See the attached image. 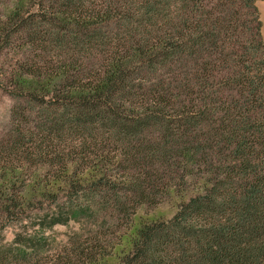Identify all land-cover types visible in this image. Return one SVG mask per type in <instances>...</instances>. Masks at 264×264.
Instances as JSON below:
<instances>
[{
    "label": "trees",
    "instance_id": "1",
    "mask_svg": "<svg viewBox=\"0 0 264 264\" xmlns=\"http://www.w3.org/2000/svg\"><path fill=\"white\" fill-rule=\"evenodd\" d=\"M257 1L136 0L124 29L101 40L114 50L98 70V80L83 84L65 66L57 74L61 86L46 93L53 99H42L45 124L53 129L100 120L133 135L130 160L157 150L163 155L158 147H136L151 140H140L137 129L157 125L172 147L182 148L184 179L199 176L200 192L171 218L142 224L118 264H264V39ZM80 4L62 0L65 10L87 22ZM165 6L168 13L162 12ZM104 12L99 9L93 17L112 21ZM225 77L232 84V101L224 96ZM154 78L183 79V115H174L177 120L169 110L179 100L165 97L164 85L151 91L139 83ZM55 108L68 117H50ZM126 111L139 117L129 119ZM52 142L44 136L35 151L47 157ZM13 200L2 186L0 210H9ZM94 244L79 247L60 264H108L102 259L109 253ZM36 256L23 253L21 263L34 264Z\"/></svg>",
    "mask_w": 264,
    "mask_h": 264
},
{
    "label": "rangeland",
    "instance_id": "2",
    "mask_svg": "<svg viewBox=\"0 0 264 264\" xmlns=\"http://www.w3.org/2000/svg\"><path fill=\"white\" fill-rule=\"evenodd\" d=\"M135 4L136 0H81L85 22L70 14L74 10H65L62 0H0V188L14 198L9 210H0V264H25L23 253L36 254L34 264H60L93 241L109 253L102 263L118 264L131 251L142 224L171 218L200 192L198 175L184 179L182 148L172 147L157 125L137 129L140 140H151L136 147H158L163 155L157 150L130 160L133 135L115 125L94 120L53 129L45 124V101L53 99L46 93L52 95L61 86L57 74L71 66L70 74L81 83H95L114 50L101 40L124 29ZM256 4L264 39V0ZM99 9L112 21L93 17ZM169 9L165 6L162 12ZM226 79L224 96L232 101V84ZM139 83L151 91L164 85L165 97L181 101L169 110L171 119L183 115V79ZM209 85L217 89L213 80ZM64 89L62 96L67 94ZM32 93L38 99L33 100ZM124 114L139 117L134 111ZM50 117L58 121L68 113L55 108ZM44 136L53 141L47 157L35 151Z\"/></svg>",
    "mask_w": 264,
    "mask_h": 264
}]
</instances>
